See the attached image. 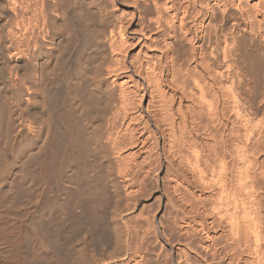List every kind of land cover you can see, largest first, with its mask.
Segmentation results:
<instances>
[{
  "label": "bare ground",
  "instance_id": "1",
  "mask_svg": "<svg viewBox=\"0 0 264 264\" xmlns=\"http://www.w3.org/2000/svg\"><path fill=\"white\" fill-rule=\"evenodd\" d=\"M155 247L264 264V0H0V264Z\"/></svg>",
  "mask_w": 264,
  "mask_h": 264
},
{
  "label": "rangeland",
  "instance_id": "2",
  "mask_svg": "<svg viewBox=\"0 0 264 264\" xmlns=\"http://www.w3.org/2000/svg\"><path fill=\"white\" fill-rule=\"evenodd\" d=\"M113 21V20H112ZM112 21L111 22H109L110 23V25H112ZM109 23H108V25H109ZM166 165L164 164L163 165V169H167L166 167H165ZM166 170H164V172H165ZM163 172V173H164ZM162 173V174H163ZM157 174V175H156ZM160 173H158V171L155 173H151V176H150V181L147 179V183H146V190L145 191H143L144 193H146L147 195L146 196H143V202H144V205H145V207H146V210H145V212H146V214L147 215H149L150 217H152L151 215H153V217L152 218H154V219H152L153 221H155L156 223H158L157 225H158V227L160 228V220L161 221H163V219H164V221L167 223H170V222H172V221H169V220H172V218H171V214H168V212L170 211V207H171V204L169 203V202H167V197H166V195H165V193H164V185H166V183L165 182H168L167 181V178L166 179H164V174L162 175V174H160ZM154 177V178H153ZM156 177V178H155ZM161 177H163V178H161ZM165 180V182L163 181V180ZM152 181V182H151ZM165 183L164 185H163V182ZM157 183V184H156ZM150 184V185H149ZM153 188V189H152ZM155 189V190H154ZM165 189H167V185H166V187H165ZM148 193H147V192ZM152 191V192H151ZM143 193V194H144ZM159 193V194H158ZM150 194V195H149ZM145 195V194H144ZM160 195V196H159ZM160 198V199H159ZM149 199V200H148ZM159 199V200H158ZM145 200V201H144ZM161 201V202H160ZM159 203V204H158ZM167 205V206H166ZM170 206V207H169ZM161 211H163V212H161ZM154 213V214H153ZM161 213V214H160ZM165 213V214H164ZM145 214V215H146ZM151 214V215H150ZM163 214H164V216H163ZM159 215V216H158ZM156 216V217H155ZM159 217H160V219H159ZM163 218V219H162ZM165 218H167V219H165ZM175 227L176 226H174L173 227V229H175ZM91 228H93V227H91ZM94 229V228H93ZM178 230V229H177ZM171 231V230H170ZM171 233V235H176V233H178L176 230H173L172 232H170ZM173 233V234H172ZM153 236V235H152ZM151 236V239L153 240V238L154 237H152ZM177 236V235H176ZM93 242H96V243H94V247L95 248H97L96 250L99 252L100 251V249H99V247H97L95 244H97V241H96V239L94 238H92V240L90 239L89 240V243H90V245H93V244H91V243H93ZM89 245V244H88ZM87 245V247L88 248H90V250L91 251H93V253H94V251L96 252V250H95V248L93 247V246H88ZM92 248V249H91ZM156 249H158L157 247H155L154 249H153V251H152V253H151V259L153 260V262L155 263V264H170V262H169V260L170 259H168L169 258V256H168V258H163L162 259V257H160L161 258V262H159V260H158V258L159 257H156L155 255H156ZM89 250V249H88ZM109 251V252H108ZM113 251H115V253H116V249H115V246L113 245V246H111V245H109V246H107V248H104V250H102L101 251V253L99 252L98 254H100V255H98L97 254V252H96V254L95 255H97V256H101V254H102V256L101 257H109V254H111L112 255V253L111 252ZM105 252V253H104ZM109 253V254H108ZM107 255V256H106ZM168 259V260H167ZM151 260V261H152ZM153 263V264H154Z\"/></svg>",
  "mask_w": 264,
  "mask_h": 264
}]
</instances>
